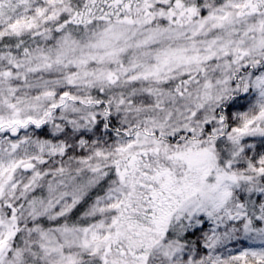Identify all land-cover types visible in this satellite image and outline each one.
<instances>
[{
    "label": "snow or ice",
    "instance_id": "1",
    "mask_svg": "<svg viewBox=\"0 0 264 264\" xmlns=\"http://www.w3.org/2000/svg\"><path fill=\"white\" fill-rule=\"evenodd\" d=\"M0 264H264V0H0Z\"/></svg>",
    "mask_w": 264,
    "mask_h": 264
}]
</instances>
